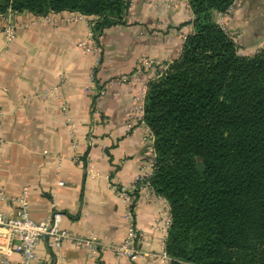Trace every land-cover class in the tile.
<instances>
[{
  "label": "crops",
  "instance_id": "1",
  "mask_svg": "<svg viewBox=\"0 0 264 264\" xmlns=\"http://www.w3.org/2000/svg\"><path fill=\"white\" fill-rule=\"evenodd\" d=\"M70 14L55 13L47 21L14 13L13 41L7 44L0 33V189L9 197L26 189L34 221L57 212L61 228L80 237L94 233L101 243L91 260L83 248L66 243L54 250L43 237L34 264H116L104 245L120 243L129 222L111 186L133 183L145 156L144 129L127 125L138 84L115 79L130 75L141 57L166 64L175 60L192 31L190 10L187 0H131L125 22L106 28L98 41L96 80L107 88L95 103L85 90L93 57L79 46L89 43V27L86 21H68ZM18 208V202L0 200V212L7 216ZM132 212L141 256L119 264H160L155 255L166 237L167 202L136 192ZM9 261L18 264L22 258L13 253Z\"/></svg>",
  "mask_w": 264,
  "mask_h": 264
},
{
  "label": "trees",
  "instance_id": "2",
  "mask_svg": "<svg viewBox=\"0 0 264 264\" xmlns=\"http://www.w3.org/2000/svg\"><path fill=\"white\" fill-rule=\"evenodd\" d=\"M192 31L148 83L149 184L165 199L170 264H264V47L241 55L214 18L235 0H187ZM131 0H0V12H79L98 42ZM201 163L203 170L196 165Z\"/></svg>",
  "mask_w": 264,
  "mask_h": 264
},
{
  "label": "built area",
  "instance_id": "3",
  "mask_svg": "<svg viewBox=\"0 0 264 264\" xmlns=\"http://www.w3.org/2000/svg\"><path fill=\"white\" fill-rule=\"evenodd\" d=\"M13 14L10 9L4 13L0 12V33L4 36L7 44H10L15 38L16 25L11 20ZM54 14L48 13L40 17L49 21ZM217 15L222 16L224 14L219 13ZM191 18L190 12L188 22H190ZM67 20L73 22L86 21L89 27L87 36L89 43L82 42L79 46L93 57V64L87 78L85 90L91 94L93 103L98 102L105 95L107 85H99L96 80V72L101 63V51L98 42L93 36L92 26L94 19L79 12H71ZM167 66L168 64L157 59L141 57L130 75H121L115 79L117 82L126 81L138 84V92L133 96V109L127 119V125L129 128L140 126L144 129L142 142L144 143L145 156L144 164L133 180V183L125 187L117 185L111 186L123 202L126 208L124 219L129 222L128 232L120 243L104 245L106 249L113 252L117 260L116 264H119V260L123 258L135 261L141 256V251L135 247V242L139 239L140 233L133 225L132 204L136 192H142L147 198L156 195L149 184V178L153 171L156 156L152 131L144 122V102L148 83L164 72ZM61 111L63 115H66V106H62ZM2 119L3 113L0 109V147L3 144L1 135ZM65 121L71 129H74V124L70 118L66 117ZM73 146L75 147V144ZM59 184H62V182H59ZM26 196V189H23L19 197H9L0 189V200L19 203V208L12 216H7L0 212V237H3V242H0V264H13L9 261V257L13 253H17L22 258L21 263L18 264H34L37 260L36 248L43 237L47 238L49 246L54 250H58L66 243H71L76 247L85 249L89 259H95L97 249L101 246L96 234L91 233L87 237H80L61 228L60 220L62 215L57 212L53 213L46 220L34 221L29 214ZM169 223L170 217L168 212L163 221L162 228L166 232V235ZM164 244L165 240L162 243L161 251L155 257L159 260L160 264H170L171 258L166 254Z\"/></svg>",
  "mask_w": 264,
  "mask_h": 264
},
{
  "label": "rangeland",
  "instance_id": "4",
  "mask_svg": "<svg viewBox=\"0 0 264 264\" xmlns=\"http://www.w3.org/2000/svg\"><path fill=\"white\" fill-rule=\"evenodd\" d=\"M215 21L235 41L241 55L251 56L264 47V0H235Z\"/></svg>",
  "mask_w": 264,
  "mask_h": 264
},
{
  "label": "water",
  "instance_id": "5",
  "mask_svg": "<svg viewBox=\"0 0 264 264\" xmlns=\"http://www.w3.org/2000/svg\"><path fill=\"white\" fill-rule=\"evenodd\" d=\"M196 168H197V170L202 171L203 170V165L201 163H198L196 165Z\"/></svg>",
  "mask_w": 264,
  "mask_h": 264
}]
</instances>
